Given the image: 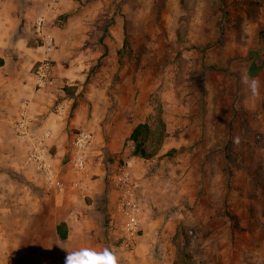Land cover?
Segmentation results:
<instances>
[{
  "label": "rangeland",
  "instance_id": "374dc122",
  "mask_svg": "<svg viewBox=\"0 0 264 264\" xmlns=\"http://www.w3.org/2000/svg\"><path fill=\"white\" fill-rule=\"evenodd\" d=\"M77 2L84 18L72 25L96 27L86 41L56 35L44 88L34 74L42 55L32 67L34 92L55 93L51 112L64 105L70 124L85 111L57 167L65 190H45L25 143L2 141L17 135L0 121V264H68L70 256L81 264H264V0ZM159 112L169 132L161 151L128 163L143 207L140 236L135 249L119 248L123 221L108 174L125 159L109 143L143 122L155 132ZM80 129L93 134L87 175L69 162ZM132 145L127 137V159ZM64 220L67 239L57 231Z\"/></svg>",
  "mask_w": 264,
  "mask_h": 264
},
{
  "label": "crops",
  "instance_id": "0c3cea01",
  "mask_svg": "<svg viewBox=\"0 0 264 264\" xmlns=\"http://www.w3.org/2000/svg\"><path fill=\"white\" fill-rule=\"evenodd\" d=\"M50 1L0 0V115H4L0 118V121L6 124V131L10 130V127L14 129V121L18 118H15V115H19L21 110L20 102L29 99L33 125L40 128V130L50 129L52 132L50 145L58 147L56 148L57 157L55 158V165L59 167L61 160L66 157L64 154H67L69 150L66 148V145L72 139L70 138L69 130L75 124H82L81 117H83L85 111L80 107L78 110L80 122L77 123V121L72 120L69 124L66 120L67 111L53 113L49 110V104L55 100L54 92H49L48 90L34 92L32 67L42 55L41 40L35 32V20L39 14L43 13L45 15V29L55 36L56 46L58 42L56 35L59 36L62 32L65 31L68 35L72 36L71 40H74L75 33H83L85 35L84 41H86L87 33H91L93 27L96 26L87 25L86 21H82V24L79 23L78 26L72 25L74 21L84 18L80 12H77V0H60L56 4L49 5ZM63 18L65 19L64 26H59L58 21ZM110 59L111 57L105 59L106 65L112 62L109 61ZM44 97L45 102L43 100ZM33 114H35L36 121H34ZM85 122L83 120V124ZM133 129L134 127H131L127 134H124L122 130L112 133L114 136L109 143L110 153L121 152L119 154L122 158L128 163L131 162V164L135 162L137 157L141 156H135L130 152L128 160L126 158L127 151L122 147L127 137L130 138ZM103 138L104 140H108L106 134ZM11 139H14L17 143L24 142L26 146V140L18 135L17 138L2 139V141L6 145H11ZM132 146L133 151L134 145ZM12 175L16 177L13 173ZM40 182L43 185L41 178ZM113 192L117 196V192L115 190ZM64 221L68 226V221ZM103 250L105 256H109L108 247L104 246ZM114 255L116 256L117 253H114Z\"/></svg>",
  "mask_w": 264,
  "mask_h": 264
},
{
  "label": "built area",
  "instance_id": "2783aa9c",
  "mask_svg": "<svg viewBox=\"0 0 264 264\" xmlns=\"http://www.w3.org/2000/svg\"><path fill=\"white\" fill-rule=\"evenodd\" d=\"M60 0H51L49 5ZM35 32L41 40L42 57L35 70L36 86L44 88L50 81L53 67V54L56 47L55 36L45 29V15L39 14L35 20ZM64 105L57 107L58 112ZM16 134L26 140V162L41 177L47 191L62 194L65 190L64 180L55 165V155L51 150L50 129H42L33 125L30 100L21 103V110L14 122ZM93 143V134L88 129H80L73 139V150L69 162L73 169L83 175L88 173L89 151ZM108 180L111 189L117 192L115 211L122 217L123 239L119 248L135 249L141 230L142 201L137 185L133 179L128 162H117L109 171ZM114 251L118 250L113 246Z\"/></svg>",
  "mask_w": 264,
  "mask_h": 264
},
{
  "label": "trees",
  "instance_id": "16d2710c",
  "mask_svg": "<svg viewBox=\"0 0 264 264\" xmlns=\"http://www.w3.org/2000/svg\"><path fill=\"white\" fill-rule=\"evenodd\" d=\"M157 121L155 132L153 126L147 122L139 123L134 127L130 135V139L134 142V149L132 151L133 155L151 159L159 154L169 132L167 129V123L161 112H159L157 116ZM176 153V148L168 151V154L171 157H174ZM57 231L61 239L68 238V226L65 221H61L58 224Z\"/></svg>",
  "mask_w": 264,
  "mask_h": 264
},
{
  "label": "clouds",
  "instance_id": "9594fccd",
  "mask_svg": "<svg viewBox=\"0 0 264 264\" xmlns=\"http://www.w3.org/2000/svg\"><path fill=\"white\" fill-rule=\"evenodd\" d=\"M249 86L252 92L256 93L258 88V82L256 80H252ZM68 264H81V261L78 259V257L70 256L68 258Z\"/></svg>",
  "mask_w": 264,
  "mask_h": 264
}]
</instances>
